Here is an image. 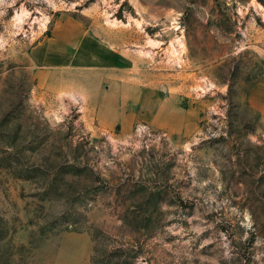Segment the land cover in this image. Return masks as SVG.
I'll return each mask as SVG.
<instances>
[{
	"label": "rangeland",
	"instance_id": "374dc122",
	"mask_svg": "<svg viewBox=\"0 0 264 264\" xmlns=\"http://www.w3.org/2000/svg\"><path fill=\"white\" fill-rule=\"evenodd\" d=\"M0 264H264V0H0Z\"/></svg>",
	"mask_w": 264,
	"mask_h": 264
}]
</instances>
